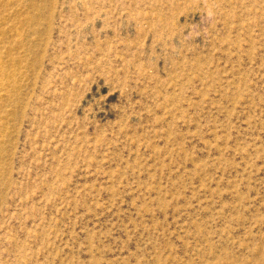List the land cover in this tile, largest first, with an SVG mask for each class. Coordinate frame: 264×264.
Segmentation results:
<instances>
[{"label": "rangeland", "instance_id": "obj_1", "mask_svg": "<svg viewBox=\"0 0 264 264\" xmlns=\"http://www.w3.org/2000/svg\"><path fill=\"white\" fill-rule=\"evenodd\" d=\"M0 264H264V0H0Z\"/></svg>", "mask_w": 264, "mask_h": 264}]
</instances>
